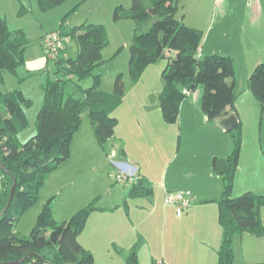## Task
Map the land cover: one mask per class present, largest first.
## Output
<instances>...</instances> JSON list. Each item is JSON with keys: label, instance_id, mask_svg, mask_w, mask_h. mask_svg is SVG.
<instances>
[{"label": "rangeland", "instance_id": "374dc122", "mask_svg": "<svg viewBox=\"0 0 264 264\" xmlns=\"http://www.w3.org/2000/svg\"><path fill=\"white\" fill-rule=\"evenodd\" d=\"M216 3L232 14L249 13V10L257 8L261 13L256 21L264 25V0H216L213 5ZM116 5L128 9L131 1L68 0L42 11L37 0H0V17L6 21L8 28L23 29L30 41L25 61L16 72H0V92L20 90L31 102L28 107L23 105L27 127L17 135L20 143L26 142L36 133V115L43 104L45 84L48 80L61 77L57 60L62 57L75 58L77 55L75 39L64 35L75 27L89 23L100 24L105 28L107 45L101 51L102 63L93 70V74L100 76L99 90L103 92H112L114 79L117 74H121L125 98L124 103L122 99L123 105L112 113L118 123L113 137L105 142L96 139L87 113L82 114L81 124L71 141L69 159L47 177L39 191L38 200L15 221L13 231L27 237L48 200H51L53 219L57 223L68 220L74 212L94 201L95 207H113L116 211L113 216L104 217L101 221L88 218L80 234L81 241L91 249L88 251L93 254L96 264H125L130 250L128 243L131 248L135 246L139 264H216L218 249L215 232L211 228L209 235L199 225L205 227L212 218L218 230V241H221L222 231L216 220L217 202L214 207L211 204L203 207L204 217L210 222L199 220V223L192 216L189 220L194 221L185 224L184 235L174 239L176 245L171 255L175 257L169 254L172 251L170 245L166 247V252L163 250L167 234L184 228L172 222L174 208L164 204V194L188 193L194 198L202 195L208 197L202 190L212 187L215 180L221 179L207 163L204 164L205 146L209 139L195 118L191 126L185 123L181 126L180 117L175 124L165 123L158 106L157 92L150 98L140 96V101L131 96L128 98L135 86L128 74L135 25L126 19L113 21ZM22 6L26 12L20 14ZM252 17L240 15V23L249 22ZM51 33H60L64 41L59 57L55 60L48 56L41 38ZM224 47L234 63L235 106L238 107L241 136L232 197L247 191L264 195V107L255 103L247 84L255 65L264 62V44L249 48L234 47V50L228 45ZM163 60L159 59L156 64H161ZM165 65L154 71L153 80L157 73L158 78L161 77ZM151 68L155 70L157 67ZM153 80L151 75L146 79L152 93L155 89L159 91L161 86V79L159 86L157 80ZM92 82V77H87L80 85L86 89L91 87ZM226 134L233 141L231 131ZM123 149L129 158L122 157ZM130 167L140 170V173H149L144 187L149 186L152 195L137 198L128 196L131 185L127 183V178L120 179L119 175L128 177L124 173L131 170ZM211 208H215L214 217ZM262 215L264 224V210ZM123 236H130L129 241ZM247 236L234 237L233 264H264V237ZM211 245L212 249L208 250ZM162 252L170 255V260ZM177 258L180 259L177 261Z\"/></svg>", "mask_w": 264, "mask_h": 264}, {"label": "trees", "instance_id": "16d2710c", "mask_svg": "<svg viewBox=\"0 0 264 264\" xmlns=\"http://www.w3.org/2000/svg\"><path fill=\"white\" fill-rule=\"evenodd\" d=\"M66 1L37 0V4L40 10L47 11ZM130 1L128 9L116 5L113 11V21L126 19L135 25L128 61L130 80L136 83L147 67L165 58V51L176 52L174 58H166L161 73L163 87L158 101L163 121L175 124L181 103L198 86L202 87L200 108L208 122L217 124L229 115L227 107L238 120L231 131L230 154L211 160L213 173L222 181V192L216 201L222 231L216 264H233L232 243L236 235L264 237L260 214L264 195L247 191L232 197L241 145L240 121L233 106L236 99L233 60L219 54L199 56L203 32L186 26L177 17L181 9L178 0ZM24 12L22 6L19 13ZM64 35L75 39L77 55L57 60L61 77L45 84L43 104L36 115V133L24 143L19 142L17 135L27 127L23 105L28 107L31 102L20 90L0 92V264H95L93 255L78 241L89 216L101 210L94 206V201L68 220L57 223L48 200L27 237L13 231L15 221L38 200L47 177L69 159L71 141L82 114L87 113L99 142L112 138L118 123L112 113L124 96L122 75H116L112 92H103L99 90L100 76L93 74L102 63L101 51L107 45L105 28L100 24H82ZM29 43L23 29L10 30L0 17V72L15 73L25 61ZM87 77H92L93 82L83 89L80 82ZM247 84L256 103L264 107V62L255 65ZM145 183L144 178H139L131 185L128 196L152 195V189L144 187ZM125 264H139L135 246L128 251Z\"/></svg>", "mask_w": 264, "mask_h": 264}, {"label": "crops", "instance_id": "0c3cea01", "mask_svg": "<svg viewBox=\"0 0 264 264\" xmlns=\"http://www.w3.org/2000/svg\"><path fill=\"white\" fill-rule=\"evenodd\" d=\"M214 2H216V0H178V3L181 6V9L179 11L180 15L178 14L179 17L178 15L177 17L181 19V21L186 26L203 32V40H202L201 47L199 49L200 57L212 55V54L226 55V56L231 57V55L226 52V49L224 47L225 45H228L230 49L234 50L233 49L234 47L242 48V47L248 46L249 48L250 46H260L261 44H264V25L256 21V18L260 16L259 12L261 13L259 9L253 8L249 10L251 11L249 13L245 11L243 14L242 13L232 14L230 11H228V9L218 7V3L213 5ZM240 15L242 16L248 15V17L252 15L253 17L249 22L244 21L243 23H240L241 22L239 19ZM164 55H165V58H163L164 60L163 62H161V64L160 62H158L159 64L155 63L156 65L152 64L143 71V73L139 77L138 82L136 84L133 83L135 86L132 89V92H129L130 94L128 98H130L131 96L132 98L139 99L140 101V96L145 95L147 98H150L151 96H154L156 92L159 96V93L163 86V80L160 76L158 78V73L155 75V78L153 80L154 71L156 72L158 68L160 69L163 68V66L166 64V61H167L166 58L175 57L176 52L172 51L171 53L170 50H167L165 51ZM154 66H156L157 68L155 70H150V68ZM150 75L152 76V80L154 82H156L157 80V83H158L157 86H159V79H161V86H160L159 91H156V89L153 93L152 91H150V84L146 82L147 77H149ZM153 81H151L150 83H152ZM201 94H202V87L198 86L193 92L187 95V97L181 103L179 117H180L181 126H182V123H185L186 126L188 124L190 126L193 125L192 119L195 118L197 122L203 127L204 133L207 135V139H209L205 146L204 164L207 163L208 167L209 166L211 167V160L213 157L225 158L228 154H230V152L233 149V141L231 140V138L227 136L226 132H224L216 123L208 122L205 119L201 111V108H200ZM124 100L125 98L123 99V103H124ZM235 102L236 101H234L233 106L235 110L237 111L238 107L235 106L236 104ZM138 104L140 105V107H142L140 102ZM121 105L115 111H117L121 107ZM229 110H230V107H227L225 109L226 114L230 115ZM122 157L124 159L129 158V154L126 153L124 149L122 151ZM130 168L131 170L124 173L128 175V177L126 178L128 179L127 183H130V185L136 182L139 178H144L145 180L148 178L146 176L147 174L149 175L148 172L146 173L144 171H141L142 173H140V170H137L136 168H133V167H130ZM137 174L139 175L138 177L135 178V175ZM214 182L215 183L214 185L212 184V187H206L205 189L202 190V192H205L203 194H206V195L208 194L207 195L208 197H204V195H202L203 197H196V196L195 198L193 197V200L191 201L189 208L186 209L182 213L181 216H177L176 214L173 215L172 222L178 225H182L184 228L182 231H178V232L173 231L167 234L166 239H165L166 243L164 242L165 245L163 247L164 248L163 250H165L166 247L170 245L169 249H172L170 253L168 252L170 255L175 249L176 243L174 242V239L176 237L183 236L184 233L186 232L185 224H191V221H194V220H198V221L203 220L207 222V219H205L204 217L205 208L203 207H209L210 204L212 205L211 207H214L215 205L214 203H216V201L218 200L222 192L221 180H219L218 178V180H215ZM164 193L165 191H163V194ZM100 209L101 210L94 211L89 216V219L91 218V219H94L95 221H101L102 219H105L104 217L110 218L111 216L114 215L113 213H116V211L113 210V207L112 208L111 207H101ZM214 209L215 208H211V215H213V217H214V211H215ZM263 210L264 208H262L260 212L261 218H263L262 217ZM184 214H186V216H183ZM216 214H217L216 215V220H217V216H218L217 210H216ZM192 216L195 217V219L190 221L189 219H191ZM199 227L202 228L203 230L206 229L209 235L211 234L210 233L211 228L214 230L215 237L217 238V241L215 242V245L217 244L216 245V250H217L220 246L221 241L220 242L218 241V230H217V227L214 226L212 222V218H211V223L206 224L205 227L203 224H200ZM199 232H200L199 230H198V233L196 231L198 235H199ZM123 237L127 241H129L130 239V236H123ZM221 237H222V233H221ZM247 237H252V236L248 235ZM78 241L85 250L91 251V249L86 247L85 243L81 241L80 235L78 236ZM127 246L128 248L131 249L130 243H128ZM210 248L212 249V245L208 246V250ZM166 251L167 250H165V252ZM162 254H164L168 258V260H170V257H169L170 255L167 256L166 255L167 253H163V252ZM175 255H178V254L176 253ZM172 256L175 257L174 255H171V257ZM178 259L180 258H177V261ZM94 261H95V258H94Z\"/></svg>", "mask_w": 264, "mask_h": 264}, {"label": "built area", "instance_id": "2783aa9c", "mask_svg": "<svg viewBox=\"0 0 264 264\" xmlns=\"http://www.w3.org/2000/svg\"><path fill=\"white\" fill-rule=\"evenodd\" d=\"M45 50L48 56L54 60L59 57V53L63 47V37L60 33H51L42 38ZM120 179H126L125 176L119 175ZM193 197L188 193H168L164 194V204L174 208L175 214L181 216L182 213L189 208Z\"/></svg>", "mask_w": 264, "mask_h": 264}, {"label": "water", "instance_id": "95a60500", "mask_svg": "<svg viewBox=\"0 0 264 264\" xmlns=\"http://www.w3.org/2000/svg\"><path fill=\"white\" fill-rule=\"evenodd\" d=\"M217 125L221 127L224 132H230L237 127L238 120L233 114H230L227 117H223L219 119L217 121ZM13 189H14V186L12 187L11 192H10L9 203L11 202V199H12Z\"/></svg>", "mask_w": 264, "mask_h": 264}]
</instances>
